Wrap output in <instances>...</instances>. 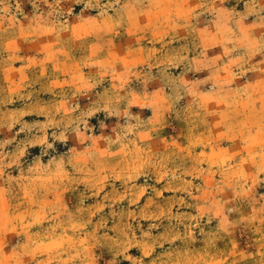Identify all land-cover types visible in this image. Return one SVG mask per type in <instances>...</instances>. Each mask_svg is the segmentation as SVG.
I'll return each instance as SVG.
<instances>
[{
	"label": "rangeland",
	"instance_id": "374dc122",
	"mask_svg": "<svg viewBox=\"0 0 264 264\" xmlns=\"http://www.w3.org/2000/svg\"><path fill=\"white\" fill-rule=\"evenodd\" d=\"M0 264H264V0H0Z\"/></svg>",
	"mask_w": 264,
	"mask_h": 264
}]
</instances>
